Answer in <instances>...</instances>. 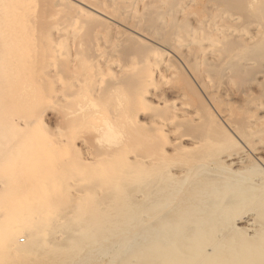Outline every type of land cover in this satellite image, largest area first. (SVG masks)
I'll return each instance as SVG.
<instances>
[{
    "label": "bare ground",
    "instance_id": "6f19581e",
    "mask_svg": "<svg viewBox=\"0 0 264 264\" xmlns=\"http://www.w3.org/2000/svg\"><path fill=\"white\" fill-rule=\"evenodd\" d=\"M33 1L0 0V109L22 80L17 43L45 29L60 68L31 85L73 107L40 118L73 128L65 145L103 184L61 223L49 195L0 185V264H264V0ZM106 118L96 137L124 142L97 159L75 130Z\"/></svg>",
    "mask_w": 264,
    "mask_h": 264
},
{
    "label": "rangeland",
    "instance_id": "374dc122",
    "mask_svg": "<svg viewBox=\"0 0 264 264\" xmlns=\"http://www.w3.org/2000/svg\"><path fill=\"white\" fill-rule=\"evenodd\" d=\"M37 1L38 0H36V2ZM39 1L37 3L33 1L34 3L31 4L36 3V7L40 5L38 8L44 7V4L42 6V3ZM44 2L47 3L46 0ZM37 4L39 5L37 6ZM49 6L50 4L48 7ZM36 7L33 6L35 11L39 10ZM46 7L44 8L47 9ZM40 13L41 12H39V14ZM38 32L39 31L33 35V39L36 38V43L31 40L32 37L29 36L28 38L30 39H26V37L25 39L23 38L20 43H17L18 47H15L16 50L23 53L25 60L15 61L14 64L10 62V64L13 65L12 72H15V74L17 73L18 75L20 74L18 78L20 77L19 80H22L21 82L16 81V83H20L18 86L19 88L15 85L16 90H12L15 91V95L11 93L14 95H12L14 97L13 102H10L8 98L5 103L6 106L4 105L3 110H1L2 108L0 109V146L4 145V147H7V144L12 141L13 143L11 144L21 147L22 151L20 155H17L16 157H4L0 154V185L12 187L15 194L30 193L32 195H49L50 198L47 199V203L40 206V208L48 210L52 206L50 205L51 203L55 204L58 208L60 207L61 209L59 208L60 210L58 213L54 214L53 217L54 223H61V221H64L67 217H69L70 213L72 214L75 210H77L80 200L72 195L78 193L80 187L87 194L86 201L91 203L95 199L93 197L94 194L98 189H100L99 186H102L103 183L95 180V177L91 172H88L85 176H83L80 172V157L82 152L79 153V151L75 148L71 149L65 145V135L68 134L69 131L71 132L73 128H71V126H56L57 121L55 120L59 118L60 115H63L72 109V104H75V108L76 102H70L72 104L69 105L72 106H67L66 104L61 103V101L57 102L54 100L52 104L54 102L55 103L51 106L52 104L49 102L48 103L50 105L47 104V102L38 99L40 94L37 93V95L36 92H34L39 91L40 89L31 85L32 81L34 82V80L39 81L42 79L44 82L47 79L43 78L44 72L47 68L54 69V66H59L60 68V64L56 62L57 60L49 63L51 60L49 52L42 53L44 49L48 50L49 46L45 40V36L43 35L45 29L44 32H41L42 34L39 33L41 35V39L43 40L42 42L39 39L40 36ZM37 35L39 36V40L37 39ZM38 41L43 43V45ZM68 44L69 43L64 40L58 45V47H66ZM60 60L58 59V61ZM54 62H56V64ZM52 63L55 65L53 64V66H49L52 65ZM69 81L72 82L71 79H69ZM70 82L69 84L68 81L63 80L56 82L55 88L57 87V91L54 89L55 92H58L61 97L62 93H65L64 95H66V92L69 94ZM23 93H25L27 97L20 96ZM93 107L98 108L99 105H93L92 108ZM41 114L46 116L48 115L49 118L52 116L51 120L56 118L52 123V126H54L52 130H50L47 125L42 122L40 118ZM100 121H102V125L98 128V124H101ZM100 121H97V123L95 122L94 124L87 122V125L85 122V125L81 123L84 127L79 124L81 127H76L75 130L77 133L76 136L78 134L84 136L87 138L90 145L94 144L92 145L94 146L93 149L91 147L90 150H93V154L96 158L101 156L106 146L119 145L124 142L123 138H121L119 134H106L97 138L96 134L100 129H102V126L105 128V126L108 127V124H110L108 123L109 120L107 118ZM72 134L74 133L72 132ZM79 135L77 137H79ZM89 154L91 155H86L87 161L92 163V160H96V158L93 157V154L90 153V151ZM89 156H91L92 160ZM89 168L91 170L90 166ZM95 222L99 224L98 220H95ZM106 224L107 223H105L104 226H106ZM103 230L104 229H96L95 232L101 233ZM22 238L23 236L20 239ZM92 264L97 263L94 261Z\"/></svg>",
    "mask_w": 264,
    "mask_h": 264
}]
</instances>
